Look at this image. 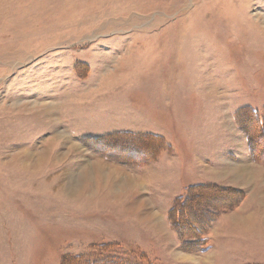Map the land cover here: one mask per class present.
Instances as JSON below:
<instances>
[{
  "label": "rangeland",
  "instance_id": "rangeland-1",
  "mask_svg": "<svg viewBox=\"0 0 264 264\" xmlns=\"http://www.w3.org/2000/svg\"><path fill=\"white\" fill-rule=\"evenodd\" d=\"M0 264H264V0H0Z\"/></svg>",
  "mask_w": 264,
  "mask_h": 264
},
{
  "label": "trees",
  "instance_id": "trees-1",
  "mask_svg": "<svg viewBox=\"0 0 264 264\" xmlns=\"http://www.w3.org/2000/svg\"><path fill=\"white\" fill-rule=\"evenodd\" d=\"M190 199H191V196L188 197L187 200L183 201V202L178 206V208L176 209V210L178 211L179 216L182 217V216H183V213H187V212H188V211H187V208H188V207H186V205H187L188 200H190ZM194 206H195V205H192L191 207L188 208V210H190V208H191V210L194 209V211H195V208H193Z\"/></svg>",
  "mask_w": 264,
  "mask_h": 264
},
{
  "label": "crops",
  "instance_id": "crops-1",
  "mask_svg": "<svg viewBox=\"0 0 264 264\" xmlns=\"http://www.w3.org/2000/svg\"><path fill=\"white\" fill-rule=\"evenodd\" d=\"M215 164V163H214Z\"/></svg>",
  "mask_w": 264,
  "mask_h": 264
}]
</instances>
